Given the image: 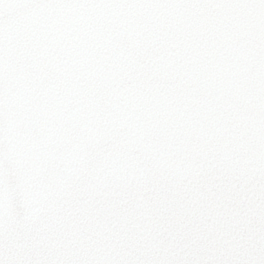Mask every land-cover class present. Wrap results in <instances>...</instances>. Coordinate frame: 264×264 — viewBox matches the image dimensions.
<instances>
[{"label": "snow or ice", "instance_id": "1", "mask_svg": "<svg viewBox=\"0 0 264 264\" xmlns=\"http://www.w3.org/2000/svg\"><path fill=\"white\" fill-rule=\"evenodd\" d=\"M0 264H264V0H0Z\"/></svg>", "mask_w": 264, "mask_h": 264}]
</instances>
